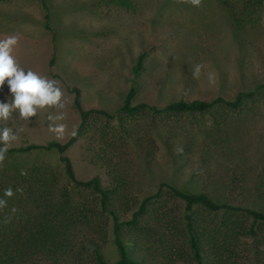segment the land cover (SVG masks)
Returning <instances> with one entry per match:
<instances>
[{"label":"rangeland","instance_id":"rangeland-1","mask_svg":"<svg viewBox=\"0 0 264 264\" xmlns=\"http://www.w3.org/2000/svg\"><path fill=\"white\" fill-rule=\"evenodd\" d=\"M225 1L229 8L223 0H200L198 6L191 0H45L52 32L44 27L40 3L0 2V39L17 37L16 63L54 80L64 104L38 110L30 120L15 111L0 121V128L17 136L8 148L66 142L80 122L71 88L79 89L85 109L113 114L132 86L134 103L160 107L178 100L231 99L264 84V0ZM141 53L142 68L135 74ZM197 65L201 71L194 76ZM7 93L5 83L0 100L7 102ZM60 114L64 118L55 120ZM59 124L65 126L60 137L50 130ZM66 154L79 179L98 177L114 192L112 204L123 220L161 184L264 213V90L235 112L93 116ZM0 162L9 172L33 166L61 172L55 152ZM162 204L181 224L182 203L163 191ZM225 218L207 216L205 223L221 225ZM237 220L241 231L252 224L249 217ZM236 237L225 264H264L263 223L255 225V236ZM164 253L153 252L158 262L165 261ZM101 254L108 263L118 258L109 229ZM62 256L68 264L71 259Z\"/></svg>","mask_w":264,"mask_h":264},{"label":"trees","instance_id":"trees-1","mask_svg":"<svg viewBox=\"0 0 264 264\" xmlns=\"http://www.w3.org/2000/svg\"><path fill=\"white\" fill-rule=\"evenodd\" d=\"M7 1L14 0H0ZM28 1L41 3L45 11L44 27L52 32L44 0ZM221 3L229 8L225 0ZM143 58L144 53H141L135 74L142 68ZM53 63L54 56L49 66ZM52 77L57 76L52 74ZM70 90L80 118L71 137L64 143L50 141L11 147L3 157L55 152L61 172L46 166L9 172L0 162V196L7 188L15 193L7 198V207L0 209V264H64L59 254L63 259L64 255L71 259L68 264H225L233 253L232 239L241 235L255 236V225L264 224L263 212L217 202L206 192L188 193L167 184H161L155 193L143 198L129 219L123 220L120 218L123 213L112 204L114 192L103 186L98 177L79 179L66 154L93 116L114 119L119 114V117L129 118L146 111L155 115L203 114L215 108L235 112L254 99L258 91L264 90V84L253 91L237 93L231 99L217 96L211 100H178L160 107L134 103L137 89L132 86L113 114L85 109L79 89ZM17 188L22 191L17 192ZM163 191L182 203L181 224L174 222L169 211L162 208ZM13 208L17 210L15 213L11 211ZM220 213L226 215L221 225L205 223L207 216ZM239 216L252 220L244 231L238 229ZM108 229L118 254L114 263L105 261L101 254ZM86 248L90 249L89 253ZM159 250L165 252L161 255L164 262H158L153 254Z\"/></svg>","mask_w":264,"mask_h":264},{"label":"clouds","instance_id":"clouds-1","mask_svg":"<svg viewBox=\"0 0 264 264\" xmlns=\"http://www.w3.org/2000/svg\"><path fill=\"white\" fill-rule=\"evenodd\" d=\"M191 2L194 6H198L200 0H191ZM17 43L18 39L15 35L0 39V89L4 88L5 83L8 87V93L5 94L7 102L0 100V121L8 120L15 111L19 112L20 117L30 120L31 117L37 116L38 110L46 107H64L63 93L54 80L40 76L32 70L25 71L16 63L13 51ZM200 71L201 66L197 65L193 75L198 76ZM63 118V114H60L55 120ZM48 119L51 121L53 117L49 116ZM50 130L60 137L65 131V126L55 125ZM16 139V134L10 128H0V160ZM16 191L20 192L22 189L17 188ZM14 194L12 188L4 190L3 195L0 196V209L7 207V198L13 197ZM11 211L15 213L17 210L13 208Z\"/></svg>","mask_w":264,"mask_h":264},{"label":"crops","instance_id":"crops-1","mask_svg":"<svg viewBox=\"0 0 264 264\" xmlns=\"http://www.w3.org/2000/svg\"><path fill=\"white\" fill-rule=\"evenodd\" d=\"M45 1V0H44ZM34 2V1H33ZM39 3V2H38ZM41 4V3H40Z\"/></svg>","mask_w":264,"mask_h":264}]
</instances>
